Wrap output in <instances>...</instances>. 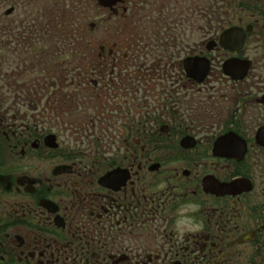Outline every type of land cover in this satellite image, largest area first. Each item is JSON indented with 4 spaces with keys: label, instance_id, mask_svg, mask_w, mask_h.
I'll use <instances>...</instances> for the list:
<instances>
[{
    "label": "flooded vegetation",
    "instance_id": "obj_1",
    "mask_svg": "<svg viewBox=\"0 0 264 264\" xmlns=\"http://www.w3.org/2000/svg\"><path fill=\"white\" fill-rule=\"evenodd\" d=\"M0 264H264V0H0Z\"/></svg>",
    "mask_w": 264,
    "mask_h": 264
},
{
    "label": "clouds",
    "instance_id": "obj_2",
    "mask_svg": "<svg viewBox=\"0 0 264 264\" xmlns=\"http://www.w3.org/2000/svg\"><path fill=\"white\" fill-rule=\"evenodd\" d=\"M199 205L197 203H186L181 205L177 211V219L175 227L178 232L183 231H197L198 225L192 218V213L198 211Z\"/></svg>",
    "mask_w": 264,
    "mask_h": 264
},
{
    "label": "water",
    "instance_id": "obj_3",
    "mask_svg": "<svg viewBox=\"0 0 264 264\" xmlns=\"http://www.w3.org/2000/svg\"><path fill=\"white\" fill-rule=\"evenodd\" d=\"M238 34L237 38L235 39V41L233 42L235 44V49H237L238 47H240L242 40H243V36H241V31L237 30V29H231V30H227L226 32H224V37L233 35V34ZM230 62H228L227 64H229ZM247 64V63H245ZM260 136V135H259Z\"/></svg>",
    "mask_w": 264,
    "mask_h": 264
},
{
    "label": "trees",
    "instance_id": "obj_4",
    "mask_svg": "<svg viewBox=\"0 0 264 264\" xmlns=\"http://www.w3.org/2000/svg\"><path fill=\"white\" fill-rule=\"evenodd\" d=\"M86 31V28L83 25H80L79 23H74L73 25H70V36H77L84 34Z\"/></svg>",
    "mask_w": 264,
    "mask_h": 264
},
{
    "label": "rangeland",
    "instance_id": "obj_5",
    "mask_svg": "<svg viewBox=\"0 0 264 264\" xmlns=\"http://www.w3.org/2000/svg\"><path fill=\"white\" fill-rule=\"evenodd\" d=\"M96 31H99V30H98V29H96ZM96 34L100 35V34H99V33H97V32H96ZM98 35H96V36H98ZM248 48H249V47H248Z\"/></svg>",
    "mask_w": 264,
    "mask_h": 264
}]
</instances>
